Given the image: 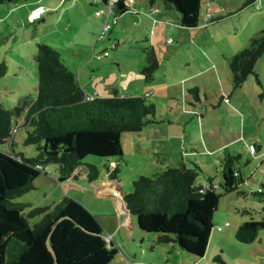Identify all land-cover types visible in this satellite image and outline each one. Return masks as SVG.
Returning a JSON list of instances; mask_svg holds the SVG:
<instances>
[{
	"label": "rangeland",
	"instance_id": "374dc122",
	"mask_svg": "<svg viewBox=\"0 0 264 264\" xmlns=\"http://www.w3.org/2000/svg\"><path fill=\"white\" fill-rule=\"evenodd\" d=\"M209 2L212 5L215 4L214 16L219 14L223 16L210 21L207 25H202L204 19L201 18L196 27L181 26L178 23L177 13L162 10L161 14L167 18L166 20L168 22L171 20L175 24H165L166 31L155 29L157 41H154L156 42L154 50L156 54H159L163 66L155 72L151 80H146L141 72L140 66L145 63L141 41L130 42L129 39L121 36L119 37L120 43L112 48L107 37L97 40V33L105 17L98 16L95 11L98 7L106 8L102 2H98V5L93 0L0 2V60L5 59L8 65L7 72L0 79V102L5 107L12 108L23 96H36L38 75L35 53L37 43L45 42L60 50L61 58L76 72L86 92L93 93L95 86L98 87L99 95L102 96L112 95L114 90L118 93L128 90L130 94H142L146 89H154L150 99L156 104L157 116L166 118L170 114L180 118L181 122L190 117L189 113L184 112L185 107L198 106L199 108L200 106L203 111L208 107L211 113H217L216 109L222 100L220 98L222 94L229 96L231 103H236L233 94L237 96L238 87L234 88L231 82L229 61L234 53L248 45L253 34L264 28V0H255L249 5H244L245 0H209ZM36 13L38 17L31 20ZM122 16L124 17L120 19ZM205 16L206 14H202V17ZM131 17L133 16L129 11L120 14L116 20L113 15L110 16L109 21L113 26L109 33L111 38H118L115 37L116 33L112 32L116 27L125 29L122 34L131 36L133 31H128ZM158 25L162 26L161 23ZM134 31L140 36L139 29ZM189 35L196 36L198 39L201 45L198 53L205 47L207 48L209 53L207 57L214 62L212 69L201 72V64L206 61V58L202 57L203 54H198L186 66L172 68L169 58L173 59L175 55L167 56L168 53H165L164 49L178 45L177 40ZM168 38H173V42L167 41ZM94 44H96L94 47L96 51L106 46L108 54L94 57ZM191 51L197 52L193 47ZM188 52L190 51L187 50L184 54ZM166 62L169 63V68L164 67ZM255 71L257 74H249L241 86L245 88L243 90L247 94H251V85H254V88L258 90L257 99L262 100L261 106L264 102V53L256 61ZM182 78L188 79L189 82L182 81ZM170 104L174 106V111L169 108ZM221 108L225 118V103ZM24 121V115L13 119L15 130L6 141L0 142V148L5 150L13 148L15 152L24 153L27 156L37 153L35 143H24L27 132ZM208 126L210 125H205L204 129L206 139L203 135H198L197 128L194 131L193 129L187 131L188 135H185L183 141L178 140L185 144L182 147V149L186 148V151L183 149L185 152L183 156L178 151H173L169 156L165 153L164 158L163 153L154 154L152 152L154 150L147 147V144L133 142L132 137L138 132H123L124 155L120 160L119 178L115 179V182L122 187L123 192H128L133 189L134 179L141 174H152L168 166H177L183 160L190 166L195 165V162L201 165H199L201 168L198 167V180L208 181V176H213L220 183L222 173L217 167V157L222 149L210 154L190 152L193 148L202 149V142L208 139L211 140V148L216 147L219 140H222L223 137L207 132ZM218 134H221L220 130ZM229 136L233 135L228 134L226 138ZM242 145L235 143L228 147L232 151L238 148L243 151L242 171L247 181L242 188L247 191V194L242 195L233 191L221 195L218 207L213 214L214 226L210 240L202 257L187 252L177 244L157 242L155 233L142 231L135 219L133 235L129 238L126 236L124 239L128 243L126 246H124V241L119 243L117 238L120 235L125 236V231L131 230L126 229L128 225L120 224L125 216L120 209L126 204L124 201L121 204L118 200L120 205L118 206L116 196L111 193L97 194L98 185L106 178V174H109L105 162L113 158L93 154L85 157L86 161L97 164L100 169L98 179L93 181L88 180L81 170L77 171L81 173L79 178L72 177L69 181H59L58 165L50 163V171L38 175L34 180L35 187L18 196L17 200L31 202L33 206L53 207L63 196H71V193H75L76 199L84 203L92 212L100 215L104 232L113 235L114 241L118 242L116 244L119 250L109 264H213V257L219 252L222 253L227 264H264V228L259 230L257 238L252 242H243L236 237V230L242 222L250 217L262 219L264 216L262 209L264 201H260L259 195L254 193L259 187H264V150L255 151L248 145L246 147ZM252 151L255 152L252 153ZM113 165L114 162H111L110 167L112 168ZM71 180L75 183L81 182L77 185L79 189H71ZM245 208L250 210L249 213L242 211ZM38 218L39 215L31 217L30 223L33 224ZM218 226H223V228L220 229Z\"/></svg>",
	"mask_w": 264,
	"mask_h": 264
},
{
	"label": "trees",
	"instance_id": "16d2710c",
	"mask_svg": "<svg viewBox=\"0 0 264 264\" xmlns=\"http://www.w3.org/2000/svg\"><path fill=\"white\" fill-rule=\"evenodd\" d=\"M4 1L11 0H0ZM136 1L116 0L113 16L135 9ZM142 1L155 6L157 12L165 9L177 13L178 23L185 27L198 26L201 18L212 21L223 16H214V6L209 0ZM254 1L245 0L244 5ZM101 2L106 4L108 0ZM202 14L206 16L202 17ZM167 23L175 24L171 20ZM111 27L104 38L109 36ZM117 44V38H110L112 48ZM142 51L146 64L141 72L146 80H151L160 68V61L152 45ZM263 53L264 28L231 56L229 66L234 88L240 87L249 74H257L255 63ZM94 55L97 56L96 51ZM35 60L36 96H23L12 108L0 102V142L6 141L14 132L13 119L24 115V126L27 127L24 143L37 145V153L32 156L15 152L13 148H0V264H109L119 246L113 238L110 242L104 238L98 213L69 195L63 196L53 207L33 206L17 197L35 187L34 180L38 175L49 172L43 168L45 164L58 165L59 181L79 178L78 170L90 181L98 179V165L85 160L90 154L113 158L108 159L105 166L108 176L117 180L124 155L122 133L138 131L161 120L155 102L150 99L154 89L142 94L114 90L108 96L96 91L86 92L76 72L61 58L60 50L45 42L37 43ZM7 69L6 60H0V79ZM248 146L257 149L254 143ZM242 152L239 148L232 151L228 145L222 148L217 166L222 173L220 183L213 176H209L207 182L198 180L201 165L195 162L190 166L183 160L177 166L141 174L134 179L131 191H122L126 207L143 231L155 233L157 242L177 244L202 257L210 240L213 214L221 195L233 191L247 194L242 188L247 181L242 171ZM111 162H114L112 168ZM254 193L264 201V187ZM242 211L249 213L250 210ZM37 215L38 220L31 224L30 218ZM261 228H264V216L262 219L250 217L238 226L236 237L243 242H252ZM213 264H227L221 252L213 257Z\"/></svg>",
	"mask_w": 264,
	"mask_h": 264
},
{
	"label": "crops",
	"instance_id": "0c3cea01",
	"mask_svg": "<svg viewBox=\"0 0 264 264\" xmlns=\"http://www.w3.org/2000/svg\"><path fill=\"white\" fill-rule=\"evenodd\" d=\"M207 1L208 0H206V2ZM134 6L136 7L135 9L127 10L131 12L133 16L129 19L131 23L128 24L129 26L128 31L130 32L131 30L133 31V33H131V36L128 37L122 34V32L124 33L125 29L122 30L120 27L119 28L116 27V29H114V31L112 30V32L116 33L115 37H118L117 38L118 44L121 41L119 37L124 36L125 38L129 39L130 42L134 41L138 43L139 41H141V49L144 47L151 46V45L153 46V48H155L156 42L154 43V41H157L155 29L159 28L160 30L166 31L167 27L165 24H167L168 20H166L167 18H165V16L161 14L162 11L157 12V10H155V6H150L144 3L142 0H137ZM100 16H104L105 20L107 18L106 14H102ZM113 17L115 18V20L117 19V17L115 16ZM123 17L124 16H122L120 19H122ZM109 19L110 17L107 18L108 21ZM208 20L210 21L209 18L204 19L203 23L208 22ZM160 23L162 24V26L158 25ZM137 29L140 30V33H139L140 36H138L137 32L134 31ZM144 32L146 33L144 36H142ZM110 33H111V30H110ZM107 38L110 40L111 34H109ZM177 41H178V45L171 46V47L168 46V49H164V52L168 53L167 56L172 57L173 54L175 55L173 56V59L169 58L171 59L169 60V62H171L170 64L172 65V68H177V67L186 66L190 64L191 60L197 57L198 54H203L202 57L206 58V61L203 64H201V72L213 68L214 62L210 61V58L207 57V55L209 56L207 48L203 47L204 49H202V51L198 53V50L200 49L201 45L198 42V39H196V36L189 35ZM172 42H173V38H172V41H170V43ZM95 46L96 44H94L93 46V56L94 57H95L94 54L96 51L94 49ZM185 46L187 48L188 47L190 48L187 49ZM192 47L196 49L197 52L191 51ZM104 49L107 50V47L102 46L101 48H99L98 51H96L97 57L102 55L101 53L103 52ZM187 50H189L190 52L184 54V52H187ZM157 57L159 58V54H157ZM159 61H160V67L163 66L161 64L160 58H159ZM145 64H146V58H145V63H143L142 66H140V68L142 69L143 66H145ZM164 67L169 68V63L166 62V65H164ZM258 75L260 76V74ZM183 80L186 81L187 83L189 82L188 79L182 78V81ZM145 87L146 86H144V88ZM182 88L186 89V87L184 88L183 86ZM243 88L244 87L242 86L237 88L238 89L237 96L233 94V97L235 98L236 103L234 102L231 103L232 101L231 98L229 96L225 97L222 94L220 97L222 100L218 104V107L216 109L217 113H214V114L211 113L208 107H206V110L204 111L202 110V107L200 106L199 108L198 106L197 107L194 106L193 108L185 107V109L183 110L184 112L189 113L190 117L183 119L181 122L180 118L171 116L170 114L166 118L161 116L159 117V119H161L159 122L149 123L146 126H144V128H142L141 130L136 131L138 133H135L134 137H132V141L137 142L139 144H143V145L147 144V147H151L154 150L152 151L154 154L160 152V153H164L163 155L165 156L166 154L167 156H169L173 151H178L183 156L185 153L184 151H186V148H183L184 149L183 151L182 147L185 144L178 142V140L182 139L183 141V139L185 138V135H188L187 131L191 129H193L194 131L197 128H198V135H203L205 138V134H206L204 131L205 125H210L208 126L206 131L223 137L222 140L217 139L219 140V142L214 148H211L212 146L210 147L211 140L208 139L207 141H203L202 149L193 148L190 151L191 153L206 152L210 154L215 151H219L225 145H230V144H235V143H241L243 144L242 146L244 147L254 143L256 145L255 148H257L255 149V151L256 150L263 151L264 150V108H263L264 102L260 106V103L262 100L259 101V98L257 99L258 90L254 88V85H251V88H252L251 94H247L243 90ZM147 90L149 89H146L145 91ZM94 91L99 93L98 87L95 86ZM123 91L126 93L128 92V90H123ZM224 103H225V110H226L225 118H224V115L222 114V108H221V106L224 105ZM257 104L259 106H257ZM169 108L171 109V111H174V106L172 104H170ZM231 117H234V119H231ZM219 130L221 134H218ZM224 132H225V140H224ZM228 134H231L233 136H229L228 138H226V135ZM161 149H165V150H161ZM219 159L220 157L218 156L217 161H219ZM69 179L70 178H68L67 180L69 181ZM200 181L207 182V180H202V179ZM70 184H72L71 189H79L77 185H80L81 182L75 183L73 182V180H71ZM118 189H120L122 192V187L118 183L115 182V179L110 178L106 174V178L103 179L102 183L99 184L97 187V194L108 195L109 193H111L115 195L116 201H117L116 203L118 204V206H120L118 202V200L120 199L118 198L120 194V190ZM71 196L76 198L75 193H71ZM120 203L122 204L121 200H120ZM120 211L125 214L124 218L121 219L120 224L128 225V228L126 227V229L128 230L131 229V230L129 232L125 231V236L120 235L119 238H117V240L119 241V243L124 241L123 242L124 246H126L128 242L125 241L124 239L126 236L127 238H129L133 235L132 233L134 231L135 217L131 216L130 213H128L126 209H124V207H122ZM141 236H143V233H141ZM113 240H114V236H113ZM117 240H115V242H117ZM139 261H142V260H139Z\"/></svg>",
	"mask_w": 264,
	"mask_h": 264
},
{
	"label": "built area",
	"instance_id": "2783aa9c",
	"mask_svg": "<svg viewBox=\"0 0 264 264\" xmlns=\"http://www.w3.org/2000/svg\"><path fill=\"white\" fill-rule=\"evenodd\" d=\"M93 1L96 2V5H98V2H101V0H93ZM115 1L116 0H108V2L105 4L106 8L98 7L96 9V14H98V15L106 14L107 18L110 17L111 15H113V12H114L113 11V4ZM37 15H38V13H36L35 16H32L31 20L35 19V17H37ZM107 18L104 21L101 29L98 32V38H104L106 36L107 31L111 27V23L107 20ZM170 40H171V38H169V41ZM115 41L116 40L113 41V45L115 44ZM251 147L254 148L253 145ZM39 166H41V165H39ZM43 168L46 169L47 171H50L49 164H45L43 166ZM218 228H220V226ZM104 238L106 239L107 242H110V240L113 238V236L105 233Z\"/></svg>",
	"mask_w": 264,
	"mask_h": 264
},
{
	"label": "clouds",
	"instance_id": "9594fccd",
	"mask_svg": "<svg viewBox=\"0 0 264 264\" xmlns=\"http://www.w3.org/2000/svg\"><path fill=\"white\" fill-rule=\"evenodd\" d=\"M155 10H156V8H155ZM40 16H41V13H40ZM38 17V16H37ZM37 17H35V19L37 18ZM35 19H33V20H35ZM97 37H98V34H97ZM98 39H102V38H97V40ZM108 54V52L105 50V51H103L102 52V55H107ZM125 202V201H124ZM126 204V203H125ZM127 207H126V205L124 206V209H126ZM127 211V210H126ZM128 212V211H127ZM129 213V212H128ZM113 236V235H112Z\"/></svg>",
	"mask_w": 264,
	"mask_h": 264
},
{
	"label": "water",
	"instance_id": "95a60500",
	"mask_svg": "<svg viewBox=\"0 0 264 264\" xmlns=\"http://www.w3.org/2000/svg\"><path fill=\"white\" fill-rule=\"evenodd\" d=\"M121 199L124 201L123 199V193L121 192ZM126 210L130 213V215L132 216V213L130 212V210L128 208H126Z\"/></svg>",
	"mask_w": 264,
	"mask_h": 264
},
{
	"label": "bare ground",
	"instance_id": "6f19581e",
	"mask_svg": "<svg viewBox=\"0 0 264 264\" xmlns=\"http://www.w3.org/2000/svg\"><path fill=\"white\" fill-rule=\"evenodd\" d=\"M119 190V189H118ZM119 200H121L122 201V203H123V200L121 199V192H120V194H119Z\"/></svg>",
	"mask_w": 264,
	"mask_h": 264
}]
</instances>
